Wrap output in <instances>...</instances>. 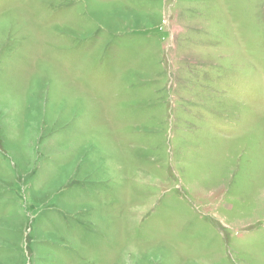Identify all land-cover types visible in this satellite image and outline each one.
<instances>
[{
    "label": "rangeland",
    "instance_id": "374dc122",
    "mask_svg": "<svg viewBox=\"0 0 264 264\" xmlns=\"http://www.w3.org/2000/svg\"><path fill=\"white\" fill-rule=\"evenodd\" d=\"M0 264H264V0H0Z\"/></svg>",
    "mask_w": 264,
    "mask_h": 264
}]
</instances>
